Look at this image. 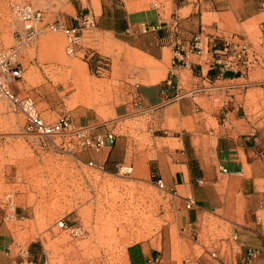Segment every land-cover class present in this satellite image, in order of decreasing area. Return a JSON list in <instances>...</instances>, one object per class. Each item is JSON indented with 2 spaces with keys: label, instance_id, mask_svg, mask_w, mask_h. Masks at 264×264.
I'll return each instance as SVG.
<instances>
[{
  "label": "crops",
  "instance_id": "1",
  "mask_svg": "<svg viewBox=\"0 0 264 264\" xmlns=\"http://www.w3.org/2000/svg\"><path fill=\"white\" fill-rule=\"evenodd\" d=\"M85 13L96 20L94 54L103 55L102 43L119 51L106 79L119 83L117 115L140 112L149 120L154 156L138 153L136 175L147 165L178 206L181 230L201 238L204 254L189 264H217L208 248L220 264H240L247 249H257L253 264H264V0H72L54 19L73 27ZM195 37L198 53L190 51ZM225 45L249 49L238 71L223 68ZM176 52L183 61L173 64ZM129 58L142 68L127 69ZM83 96L73 93L76 107H99ZM130 147L120 137L75 159L113 173L128 162ZM21 200L12 223L0 210V264H20L18 248L28 250L29 262L48 264L36 209ZM210 219L221 222L228 237L212 240ZM128 253L130 264H178L157 240Z\"/></svg>",
  "mask_w": 264,
  "mask_h": 264
},
{
  "label": "rangeland",
  "instance_id": "2",
  "mask_svg": "<svg viewBox=\"0 0 264 264\" xmlns=\"http://www.w3.org/2000/svg\"><path fill=\"white\" fill-rule=\"evenodd\" d=\"M71 1L0 0V51L14 44L15 32L21 29L11 13L12 4L31 5L47 20L66 14ZM64 46L63 35L50 32L25 46L18 55L22 79L13 91L30 97L47 122L69 116L76 128L93 126L96 132L105 133L104 127L116 138H128L131 147L126 165L132 166V173L122 177L117 175L118 169L113 173L91 169L75 159L84 149L72 145L65 152L41 149L36 139L23 135L22 114L0 98V210L8 212L4 200L8 193L14 195L16 213L21 198L36 209L37 237L47 252L48 264H130L129 248L154 240L161 242L164 253L169 248L178 264H189L204 254L199 246L201 238L181 230L178 206L171 195L158 188L147 165L139 175L133 168L138 165L139 152L147 151V159L154 156V146L148 119L139 117L140 112L119 117L114 107L119 83L106 79L110 59L119 51L116 54L102 43V56L90 57L83 51L67 56ZM103 56L108 57V63L100 62ZM126 65L132 71L142 68L133 58ZM77 91L84 95L82 99H97L99 107H76L72 95ZM78 120L80 125L75 123ZM55 141L60 144L68 139ZM60 220L67 227L79 228L82 234L74 237L59 228ZM210 220L212 240L228 237L221 222Z\"/></svg>",
  "mask_w": 264,
  "mask_h": 264
},
{
  "label": "built area",
  "instance_id": "3",
  "mask_svg": "<svg viewBox=\"0 0 264 264\" xmlns=\"http://www.w3.org/2000/svg\"><path fill=\"white\" fill-rule=\"evenodd\" d=\"M11 13L16 21L21 25L14 35V44L7 50L0 51V98L5 100L9 107L22 114L24 118L23 135L36 139L41 149H54L65 152L66 147L72 145L74 149L93 150L99 152L105 147L112 146L116 142V135L113 132L99 133L93 126L76 128L73 126L69 116H61L54 122L44 120L38 111L34 101L28 97H20L13 91V87L22 79V70L18 63L20 51L44 32L60 33L65 39L64 52L67 56H74L83 51L89 56L94 55V45L96 43V20L94 15L85 13L81 15L75 26L68 27L63 22L56 19L45 20L43 12L28 4H12ZM190 51L198 53L200 51V40L195 37ZM225 55L223 68L231 71H238V62L249 54V49L243 45L232 49L229 45L222 48ZM100 62L108 63L107 57H99ZM173 64L183 61V55L176 52L173 56ZM99 62V63H100ZM107 65V64H105ZM56 138L68 139L66 142L57 144ZM87 167L104 172L102 166H97L89 162ZM132 173V166L122 165L117 170V175L128 177ZM158 188L163 190L160 183ZM13 193L5 195V205L8 212L3 217L4 220L16 219V206L14 204ZM193 205L192 201L186 204L187 208ZM59 228H64L74 237L80 236L82 231L79 228L67 227L63 220L57 222ZM237 233L231 234L232 241L237 240ZM212 260L218 262L216 250L208 251ZM257 249L249 248L240 260V264H253V260L258 256ZM18 256L21 258L20 264H33L28 260V250L18 248Z\"/></svg>",
  "mask_w": 264,
  "mask_h": 264
}]
</instances>
